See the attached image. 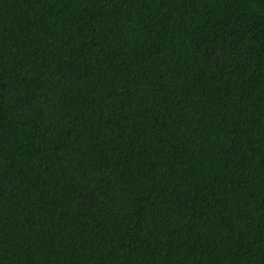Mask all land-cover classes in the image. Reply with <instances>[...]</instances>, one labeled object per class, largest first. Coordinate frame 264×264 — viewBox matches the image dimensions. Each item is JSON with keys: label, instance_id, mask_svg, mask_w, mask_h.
Masks as SVG:
<instances>
[{"label": "trees", "instance_id": "trees-1", "mask_svg": "<svg viewBox=\"0 0 264 264\" xmlns=\"http://www.w3.org/2000/svg\"><path fill=\"white\" fill-rule=\"evenodd\" d=\"M0 264H264V0H0Z\"/></svg>", "mask_w": 264, "mask_h": 264}]
</instances>
